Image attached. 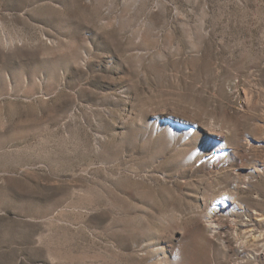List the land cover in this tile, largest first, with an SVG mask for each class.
<instances>
[{
  "label": "rangeland",
  "instance_id": "1",
  "mask_svg": "<svg viewBox=\"0 0 264 264\" xmlns=\"http://www.w3.org/2000/svg\"><path fill=\"white\" fill-rule=\"evenodd\" d=\"M263 234L264 0H0V264H264Z\"/></svg>",
  "mask_w": 264,
  "mask_h": 264
},
{
  "label": "bare ground",
  "instance_id": "2",
  "mask_svg": "<svg viewBox=\"0 0 264 264\" xmlns=\"http://www.w3.org/2000/svg\"><path fill=\"white\" fill-rule=\"evenodd\" d=\"M207 217L210 219L209 221L212 223L213 222V220L211 219L212 218V216H211V214L210 213H208V215H207ZM257 223V222H256ZM212 226V225H211ZM238 227V226H237ZM236 229V228H235ZM242 231V230H241ZM256 235V234H255ZM260 236H263V239H264V234L263 235H259V236H257V237H260ZM251 237H252V235H251ZM243 238V237H242ZM245 242L246 241H240L239 243L240 244H245ZM262 247H264V242H262ZM252 253H254V252H252Z\"/></svg>",
  "mask_w": 264,
  "mask_h": 264
}]
</instances>
